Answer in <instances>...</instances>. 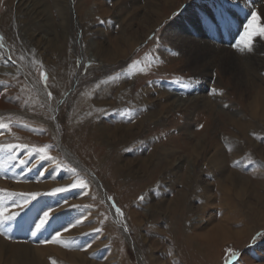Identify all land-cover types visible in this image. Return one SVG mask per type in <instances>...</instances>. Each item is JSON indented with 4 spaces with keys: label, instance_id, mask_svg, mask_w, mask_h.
<instances>
[{
    "label": "rangeland",
    "instance_id": "rangeland-1",
    "mask_svg": "<svg viewBox=\"0 0 264 264\" xmlns=\"http://www.w3.org/2000/svg\"><path fill=\"white\" fill-rule=\"evenodd\" d=\"M217 1L0 0V264H264V121L232 124L253 94L234 56L180 47L224 32ZM227 21L235 44L249 21Z\"/></svg>",
    "mask_w": 264,
    "mask_h": 264
},
{
    "label": "bare ground",
    "instance_id": "bare-ground-1",
    "mask_svg": "<svg viewBox=\"0 0 264 264\" xmlns=\"http://www.w3.org/2000/svg\"><path fill=\"white\" fill-rule=\"evenodd\" d=\"M58 1V0H57ZM207 2V1H206ZM205 2V3H206ZM149 3V2H148ZM167 4V3H166ZM59 5V4H58ZM165 5V4H164ZM191 6V5H190ZM192 7V6H191ZM214 7V5H213ZM215 9H217V11H214V16L216 18L217 21H221L223 22V20L225 21V30L224 32H213L212 33V30L211 28L209 29V27H207V24L204 23V21L202 22L203 25H202V29L199 30V33H198V38H200L202 35H205V34H208L207 36H209L210 33H212L211 37L209 38H212V43H205L207 41H205L204 43H201L200 40H197V41H194V42H187L186 40L184 41H181L180 43V47L181 49L184 48L186 49V46L188 45L189 47V52H191L192 54H190V58L189 60H187L186 64L187 66H190L191 64H200L202 61L204 62L205 58H207V56L209 54L212 55V62L213 63H217V62H222L223 60L226 62L227 60H231V57H235L234 59L236 60V62L238 61L242 66L240 67V73L242 75V83L247 87V89L249 90V95L252 94V96L250 97L251 101L247 103H249V113L245 116H242L241 117V120H244L245 121V124L243 123H240L239 120H233L232 121V124L236 126V130L239 132L240 136H244L245 137V134H246V130L247 128H249V130L251 129L253 125L252 121L255 122V120L257 118L259 119H262L264 121V79H263V83L262 85L260 86H257L253 81L252 79L254 78L255 75H257V72H259L261 69H260V62L256 59V54H257V51L256 50H253L255 48V46H253L252 44H254L252 41H251V50L249 51L247 48L244 47V44L242 42V37L244 36V34L237 40V42H235L234 44V41H232V37L235 36V32L233 31L232 29V26L230 25V23L227 21L228 18L234 20L236 22V26L237 27V21H240L241 18H243V22H238L240 24V28L241 26L243 25V23L245 22L244 20H250L253 12L256 13L258 19L257 20H260L263 22L264 24V0H222L221 2L217 1L215 7ZM150 9V8H149ZM58 10V9H57ZM62 10V9H60ZM196 11V18L195 19H198L197 16L199 15H204L202 12L203 10H200V12L198 11V9L195 10ZM61 13V11H60ZM154 14V12H153ZM191 14V13H190ZM61 15V14H60ZM148 15V14H146ZM155 15V14H154ZM151 17V16H150ZM149 17V18H150ZM157 17V16H156ZM147 18V17H146ZM183 18V17H182ZM148 19V18H147ZM159 20V19H158ZM153 21V20H152ZM161 21V19L159 20ZM157 23V22H156ZM63 24V23H62ZM158 24V23H157ZM156 25V24H155ZM188 25V24H187ZM216 27V26H215ZM246 29V28H245ZM153 30V28H152ZM3 26L0 25V34L3 35V41L4 42V45L7 46L8 48V51H10V47H8V44H7V41H6V38L4 37V34H3ZM149 31V29H148ZM192 31V30H191ZM148 33V32H147ZM146 33V34H147ZM189 33V32H188ZM245 33V32H244ZM125 34V33H124ZM237 35V34H236ZM120 36V35H119ZM147 37V36H145ZM185 37V36H184ZM188 38V37H187ZM235 38V37H234ZM189 39V38H188ZM126 40V39H125ZM127 41V40H126ZM131 41V40H130ZM129 41V42H130ZM133 42V40H132ZM217 42H222L224 46L222 45H219ZM233 42V43H232ZM119 43V42H118ZM125 43V42H124ZM131 43V42H130ZM230 43V45H225V44H228ZM117 44V43H116ZM134 44V43H133ZM132 44V45H133ZM136 44V43H135ZM232 44V45H231ZM129 45V44H127ZM139 45V43L133 47L136 48L137 46ZM255 45V44H254ZM134 46V45H133ZM185 46V47H184ZM207 46H210L212 48V50H209L207 48ZM127 47V46H126ZM258 48V47H256ZM127 50V49H126ZM259 50V49H258ZM120 51V50H119ZM243 53H247L249 56L247 58H245V56L243 55ZM7 54V53H6ZM5 54V55H6ZM11 54V52H10ZM259 54V53H258ZM185 57V56H184ZM16 60V59H15ZM183 60V59H181ZM261 61V60H260ZM174 62V61H172ZM183 62V61H182ZM237 62V63H238ZM263 62V61H262ZM206 63V62H205ZM238 63V65H239ZM17 64V63H16ZM18 66V65H17ZM183 66V64H182ZM202 66V65H201ZM215 67V66H214ZM19 68V67H18ZM213 68V67H211ZM260 69V70H259ZM264 69V67H263ZM20 70V69H19ZM235 71V70H234ZM21 72V71H19ZM198 72V71H197ZM238 72V71H237ZM222 73V72H221ZM194 74V73H193ZM197 74V73H196ZM244 74V75H243ZM200 75V74H199ZM221 75V74H220ZM212 77V76H211ZM222 77V76H221ZM264 77V76H263ZM200 78V77H199ZM262 78V77H261ZM219 79V78H218ZM237 79V78H236ZM259 79V78H258ZM60 84V83H59ZM217 84V83H216ZM242 84V85H243ZM239 86V85H238ZM245 87V88H246ZM37 90V89H36ZM38 91V90H37ZM253 91V92H252ZM161 95V94H160ZM166 97V96H165ZM182 97V96H181ZM179 97V95L177 94H174L172 95V105H176V106H180L182 105H185L182 98ZM170 98V97H169ZM197 99V98H196ZM194 99V101L196 100ZM134 100H138V98H134ZM166 100V99H165ZM198 100V99H197ZM196 100V101H197ZM168 101V100H167ZM186 101H189V100H186ZM193 101V103H194ZM171 103V102H170ZM163 104V103H161ZM169 104V103H168ZM196 104V103H195ZM207 105V104H206ZM211 105V104H209ZM3 107V106H2ZM191 108V107H190ZM193 108V107H192ZM204 108V107H203ZM170 109H171V106H170ZM163 111V109H162ZM19 113V112H18ZM153 113V112H152ZM151 112L149 114H146V117L147 119H152V118H155L156 115L153 113L152 114ZM156 113V112H155ZM158 113V112H157ZM25 114V113H24ZM53 114V113H52ZM130 115V114H129ZM134 115V114H133ZM121 116V115H120ZM124 116V115H123ZM130 117V116H129ZM159 117V116H158ZM232 118V117H231ZM157 119V118H156ZM232 120V119H231ZM142 121V120H141ZM144 121V120H143ZM257 121V120H256ZM69 122V121H68ZM145 122V121H144ZM150 123H151V120H150ZM261 123V122H260ZM47 124V123H46ZM45 124V125H46ZM72 124V123H71ZM70 124V125H71ZM231 124V123H230ZM68 125V123H67ZM73 125V124H72ZM143 125V124H142ZM145 125V124H144ZM74 126V125H73ZM231 126V125H230ZM49 127H52L49 125ZM65 127V126H64ZM72 127V126H71ZM70 127V128H71ZM76 127V126H75ZM89 127V126H88ZM143 127V126H142ZM66 129V128H65ZM53 130H54V126H53ZM87 130V129H86ZM117 130V129H116ZM67 131V130H66ZM65 131V132H66ZM72 131V130H71ZM96 131V130H95ZM105 131V130H104ZM64 132V133H65ZM70 132V131H69ZM67 133V132H66ZM76 133V132H75ZM78 133V132H77ZM76 133V134H77ZM91 133V132H90ZM53 134V133H52ZM57 134V132H56ZM71 134V133H70ZM247 135V134H246ZM70 137V136H69ZM76 137V136H75ZM95 137V136H93ZM73 138V136L71 137ZM96 139V138H95ZM244 139V138H243ZM66 140V139H65ZM234 140V139H233ZM71 141V140H70ZM65 142V141H64ZM233 142V141H232ZM231 142V143H232ZM238 142V141H237ZM242 143V142H240ZM215 144V147L218 148V143H214ZM245 144V143H244ZM243 146V145H242ZM244 147V146H243ZM213 148V147H212ZM215 148V149H216ZM213 150V149H212ZM211 150V151H212ZM232 150L234 153H236L239 157L243 156L244 154V151L242 148H240L238 146V144H236L235 142H233L232 144ZM215 151V150H214ZM218 151H221L218 149ZM217 152V150H216ZM223 152V151H222ZM212 153V152H211ZM215 153V152H214ZM221 153V152H220ZM219 154V153H218ZM219 156V155H218ZM224 159V158H223ZM264 159V158H263ZM225 160V159H224ZM209 162V166H210V163L213 164H216L218 163V158L217 156L215 157L214 156H211V158H208L207 160ZM247 162V161H246ZM249 162V161H248ZM207 163V162H206ZM225 163V162H224ZM160 166V165H158ZM214 166V165H213ZM217 166V165H216ZM216 166L214 168H216ZM225 166V165H224ZM155 167V166H154ZM219 167V166H218ZM220 168V167H219ZM224 168V167H223ZM218 169V168H217ZM226 171V170H225ZM223 174V172H222ZM229 174V173H228ZM227 174V175H228ZM234 174V173H233ZM237 174V173H235ZM228 176L226 178H228V181L230 182H233V183H243V179L238 176ZM225 178V176H224ZM224 181V180H223ZM221 184V183H220ZM21 190V189H20ZM134 214V213H133ZM1 240V239H0ZM3 241H0V250L4 248V245L2 243ZM46 251V250H44Z\"/></svg>",
    "mask_w": 264,
    "mask_h": 264
},
{
    "label": "snow or ice",
    "instance_id": "snow-or-ice-1",
    "mask_svg": "<svg viewBox=\"0 0 264 264\" xmlns=\"http://www.w3.org/2000/svg\"><path fill=\"white\" fill-rule=\"evenodd\" d=\"M257 19H258V17L256 15V13L253 12L252 17L249 20L248 25L246 26L244 36L242 37V42L244 44V47L247 48L249 51L251 50V41H252L253 36L264 35V27H257L256 26ZM0 127H3V126L0 125ZM24 163H26V161H21V164H24ZM73 187H76V185L74 184ZM81 187H83V185H81ZM55 191L62 192V191H64V189H56ZM35 195L36 194H32L31 199H35ZM28 199H29L28 197H24L22 200H20L18 202V206L20 204L26 205L28 202ZM117 211H119V210H117ZM47 215L48 214L45 213V218L42 219L40 224H38L36 226L37 231H39L44 226V224L47 222ZM15 218H16L15 215L2 216V214H0V227H3L5 224L11 223L13 220H15ZM77 223H78V221H77ZM96 231H99V229H97ZM47 242L55 243L57 241L50 240Z\"/></svg>",
    "mask_w": 264,
    "mask_h": 264
}]
</instances>
